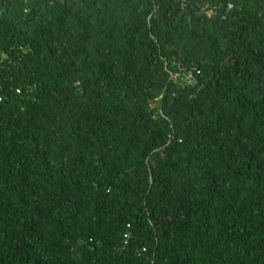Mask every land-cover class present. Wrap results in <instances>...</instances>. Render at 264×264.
<instances>
[{
    "label": "trees",
    "instance_id": "trees-1",
    "mask_svg": "<svg viewBox=\"0 0 264 264\" xmlns=\"http://www.w3.org/2000/svg\"><path fill=\"white\" fill-rule=\"evenodd\" d=\"M0 264H264V0H0Z\"/></svg>",
    "mask_w": 264,
    "mask_h": 264
},
{
    "label": "built area",
    "instance_id": "built-area-1",
    "mask_svg": "<svg viewBox=\"0 0 264 264\" xmlns=\"http://www.w3.org/2000/svg\"><path fill=\"white\" fill-rule=\"evenodd\" d=\"M230 7H232V5H230ZM196 74H200V70H197L195 67L185 69L183 66L178 65L177 71L173 73V78L184 84H194Z\"/></svg>",
    "mask_w": 264,
    "mask_h": 264
}]
</instances>
